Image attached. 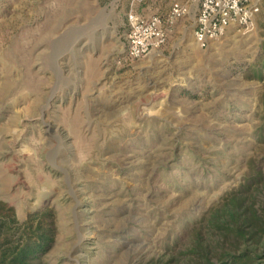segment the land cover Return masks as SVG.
<instances>
[{
	"label": "rangeland",
	"instance_id": "1",
	"mask_svg": "<svg viewBox=\"0 0 264 264\" xmlns=\"http://www.w3.org/2000/svg\"><path fill=\"white\" fill-rule=\"evenodd\" d=\"M176 3L185 16L171 17ZM249 5L247 23L202 47L194 0H0V223L14 219L13 246L43 221L42 264H197L212 208L254 189L264 206V180L252 184L264 0ZM132 14L167 32L141 59L126 53Z\"/></svg>",
	"mask_w": 264,
	"mask_h": 264
},
{
	"label": "trees",
	"instance_id": "2",
	"mask_svg": "<svg viewBox=\"0 0 264 264\" xmlns=\"http://www.w3.org/2000/svg\"><path fill=\"white\" fill-rule=\"evenodd\" d=\"M263 177L253 179L259 184ZM262 189L250 193H234L212 208L206 220L215 236L203 245L201 232L197 234V264H264V206L260 203ZM6 209L0 202V212ZM46 215L44 212L41 216ZM14 219L0 223V264H42L43 254L51 247L53 230L40 222L24 236L23 245H15L9 235ZM5 229V230H4ZM28 233V234H29ZM33 238H36L35 240Z\"/></svg>",
	"mask_w": 264,
	"mask_h": 264
},
{
	"label": "built area",
	"instance_id": "3",
	"mask_svg": "<svg viewBox=\"0 0 264 264\" xmlns=\"http://www.w3.org/2000/svg\"><path fill=\"white\" fill-rule=\"evenodd\" d=\"M194 1L197 3L194 36L202 47L223 37L229 28L247 23V20L260 10L254 5H249L250 0ZM188 8L176 3L172 7L171 17L185 16ZM127 37L126 53L141 59L165 45L167 32L159 18L144 20V18L132 14L129 17Z\"/></svg>",
	"mask_w": 264,
	"mask_h": 264
}]
</instances>
